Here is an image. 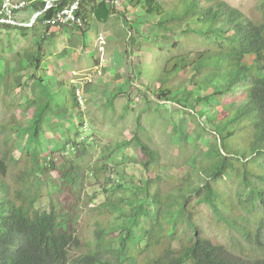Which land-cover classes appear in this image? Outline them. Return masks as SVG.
Listing matches in <instances>:
<instances>
[{
	"label": "trees",
	"instance_id": "obj_1",
	"mask_svg": "<svg viewBox=\"0 0 264 264\" xmlns=\"http://www.w3.org/2000/svg\"><path fill=\"white\" fill-rule=\"evenodd\" d=\"M4 1L0 0V18L7 19ZM26 1H32L27 7L32 14L44 9L45 0ZM125 4L139 6L141 16L155 28L151 38L170 39L169 33L201 40L202 49L193 54H152V67H139L136 77L143 78L146 92L204 117L217 144L194 161L196 179L191 174L182 178L172 197H162L160 185L148 178L124 187V196L112 192L96 207L99 214L111 218L106 224L98 219L93 238L79 243L69 224L58 228L55 199L48 211L37 208L48 194L47 172L58 171L62 190L67 189L79 205L89 173L81 162L85 147L80 141L83 120L76 90L67 80L53 79L40 70L44 42L62 28L41 25L52 10L36 19L42 30L36 24L0 23L7 30L41 32L36 50L18 57L14 72L8 62L0 61V85L6 87L11 75L19 87L32 81L31 125L25 129L28 146L20 167L11 173L12 151L0 155V264H264V0L259 2L257 19L223 0H127ZM116 7L83 0L78 13L89 27L92 21L108 22ZM24 67L32 70L30 75L19 74ZM56 117L66 118L71 126L63 139L50 138L45 128ZM45 143L52 145L48 152L43 150ZM136 145L145 158L139 164L156 172L159 153L138 137ZM68 146L73 158L63 154L56 168L51 155L54 150L65 153ZM92 171L97 175L103 168ZM223 178L234 190L219 186ZM192 197L226 231L225 242L214 243L197 234ZM176 219L189 230L183 241L177 240ZM73 245L80 247L79 255L70 258Z\"/></svg>",
	"mask_w": 264,
	"mask_h": 264
},
{
	"label": "rangeland",
	"instance_id": "obj_2",
	"mask_svg": "<svg viewBox=\"0 0 264 264\" xmlns=\"http://www.w3.org/2000/svg\"><path fill=\"white\" fill-rule=\"evenodd\" d=\"M126 1L118 0L116 13L108 22L92 21L89 27L62 28L44 42L45 58L40 70L53 79L67 80L76 90L83 120L79 127L80 141L85 147L81 162L89 173L79 205L67 189L62 190L58 171L47 172L48 194L38 202L37 208L48 211L50 202L55 199L59 205L58 228L66 229V223L69 224L79 243L93 238L98 219L106 224L111 218L99 214L96 207L107 201L112 192L116 197L124 196L127 193L124 187H132L148 178L153 180L152 184L160 185L162 197H172L182 178L191 174L193 180L196 179L194 161L217 144L213 128L206 124L204 117L193 113L190 107L182 109L146 92L143 78L136 77L139 67H152V54H193L202 49L201 40L193 35L172 36L169 33L170 39L151 38L155 28L141 16L139 6L130 7ZM223 1L247 17L257 19L259 16L261 0ZM32 16V11L26 8L16 13L13 21L27 24ZM35 27L42 30L38 24ZM40 33L32 28L20 31L0 27V61L8 62L10 71L14 72L16 59L36 50L37 34ZM23 69L20 75L32 72L26 67ZM30 80L26 81L27 86L19 87L11 75L6 87L0 85V155L4 150L12 151L11 173L20 167L19 161L28 146V131L25 129L31 125L32 109H28L32 97ZM14 124L18 126L16 130L11 127ZM45 128L50 138L59 136L63 139V134L71 126L66 118L56 117L49 119ZM137 137L159 153L156 172L147 171L139 164L145 158L136 147ZM45 145L44 152L52 149L51 144ZM63 154L73 158L70 146L65 153L54 150L51 159L56 168L61 166ZM97 167H102L103 171L94 175L91 171ZM116 185L123 187L115 189ZM219 186L234 190L225 178ZM189 202L195 205V198ZM192 213L197 234L214 243L225 242L226 231L214 221L204 204L195 205ZM176 220L177 240L183 241L189 230ZM79 248L76 245L70 248V258L79 255ZM160 250L161 246L155 253Z\"/></svg>",
	"mask_w": 264,
	"mask_h": 264
},
{
	"label": "built area",
	"instance_id": "obj_3",
	"mask_svg": "<svg viewBox=\"0 0 264 264\" xmlns=\"http://www.w3.org/2000/svg\"><path fill=\"white\" fill-rule=\"evenodd\" d=\"M83 0H45L44 9L40 12H36L37 15L34 21L32 22L29 19V22L26 24L24 23H16L13 21V16L15 11H22L30 4L32 1L26 0H5L2 6V11L7 16V19L0 18V23H9V24H17L19 26L24 27H32L33 25H37L36 19L41 16L43 13L52 10V14L49 18H44L41 22L42 26L52 25L56 26L57 28H81L84 26V22L80 17L79 7L80 3ZM106 5H117L118 0H100ZM1 13V12H0ZM33 14V16L35 15ZM32 16V17H33ZM39 25V24H38Z\"/></svg>",
	"mask_w": 264,
	"mask_h": 264
},
{
	"label": "water",
	"instance_id": "obj_4",
	"mask_svg": "<svg viewBox=\"0 0 264 264\" xmlns=\"http://www.w3.org/2000/svg\"><path fill=\"white\" fill-rule=\"evenodd\" d=\"M36 14L32 17V19H31V21L33 22L34 21V19L36 18Z\"/></svg>",
	"mask_w": 264,
	"mask_h": 264
}]
</instances>
